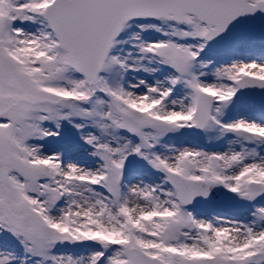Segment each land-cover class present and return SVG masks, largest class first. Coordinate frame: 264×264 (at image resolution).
Instances as JSON below:
<instances>
[{"label":"snow or ice","instance_id":"6c2138e0","mask_svg":"<svg viewBox=\"0 0 264 264\" xmlns=\"http://www.w3.org/2000/svg\"><path fill=\"white\" fill-rule=\"evenodd\" d=\"M0 264H264V0H0Z\"/></svg>","mask_w":264,"mask_h":264}]
</instances>
